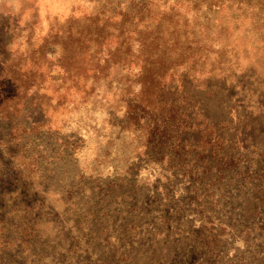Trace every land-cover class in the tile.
<instances>
[{
	"label": "rangeland",
	"instance_id": "obj_1",
	"mask_svg": "<svg viewBox=\"0 0 264 264\" xmlns=\"http://www.w3.org/2000/svg\"><path fill=\"white\" fill-rule=\"evenodd\" d=\"M0 264H264V0H0Z\"/></svg>",
	"mask_w": 264,
	"mask_h": 264
}]
</instances>
